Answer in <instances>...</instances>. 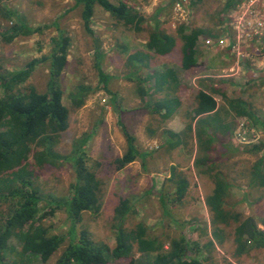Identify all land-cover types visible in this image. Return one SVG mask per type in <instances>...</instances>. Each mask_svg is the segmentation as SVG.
Wrapping results in <instances>:
<instances>
[{
    "label": "rangeland",
    "instance_id": "obj_1",
    "mask_svg": "<svg viewBox=\"0 0 264 264\" xmlns=\"http://www.w3.org/2000/svg\"><path fill=\"white\" fill-rule=\"evenodd\" d=\"M111 1H124L142 13L146 17L143 29L136 31L128 28L98 4H95L91 17L92 32H89L85 28L82 6L76 5V0H3L0 3L2 9L17 11L26 25L44 27L39 32L21 34L10 41L0 34V65L4 69H18L34 58L42 59L52 51L51 39L60 33L70 37L68 64L59 77L64 90L63 101L69 108V126L58 135L56 149L61 154H69L83 137H87L83 146L86 158L104 180L101 212H85L78 228L87 229L97 245L113 247L116 241L113 228L115 208L121 198L127 197L133 211L128 220L130 225L142 222L150 227L152 235L163 240L168 236L184 234L193 251L198 252L201 264H264V248L254 249L242 256L236 255L234 221L230 225L218 224L222 242H216L213 247L208 245L213 238L214 225L206 202L215 183L212 175L221 171L231 184L227 198L229 209L243 216H253L264 228V186L251 182L253 165L263 155L264 149L259 153L245 151L252 144L262 143L264 146V126L253 123L245 116L238 117L237 122L233 121L236 124L232 133L220 136L212 145V174L200 172L194 164L197 142L186 127L179 130L181 121L185 125L189 121L199 88L210 90L213 88L212 80L219 89L227 85L232 88V97L243 98L244 101L248 98V102L251 100L264 120V80H260L264 76L259 71L253 72L252 61L237 60L232 44L234 34L224 44L206 42V39L216 41L231 34L229 15L237 3L228 7L230 0L197 1L192 3L189 15L182 17L175 10L176 0ZM2 11L0 30L9 35L16 19L4 18ZM155 24L174 35L176 45L166 55L153 54L150 68L144 67L140 74L145 77L148 73L165 70V67L178 68L179 83L172 84L170 95L180 97L182 104L178 110H181L178 115L169 118L150 111L152 103L162 99L169 90L153 91L156 84L152 78L143 84L144 87H152L151 94L141 98L137 80L127 77L130 72L126 64L129 54L137 50L149 51L146 42ZM183 26L188 30H202L197 43V64L190 68H184L181 63L183 40L179 29ZM99 60L104 71L113 76L109 83L112 93L103 89L100 82L96 68ZM49 63V60L39 62L26 84L45 92ZM226 79L227 84L224 82ZM214 90L220 106L228 111V96L221 94L222 90ZM148 102L150 106H146ZM232 113L229 119L234 120L235 112L232 110ZM123 128L136 137L138 148L147 155L117 170L113 161L127 149ZM172 133H179L183 137L180 145L173 144L176 137ZM172 165H177L190 184L182 200L174 201L173 197L168 200L170 213L166 214L160 197ZM35 171L45 193L54 197L70 193L74 174L69 162L35 167ZM167 191L172 194L175 188L167 185ZM41 209L42 212L50 210L45 201L41 203ZM46 219L48 224H52L53 232L68 230L69 220L63 210L49 214ZM12 243L20 249L15 239ZM67 243L47 262L27 255L21 264H54ZM14 257L12 253L10 260ZM136 257L150 264L151 258L143 256L141 252L136 251ZM109 264L125 262L111 256Z\"/></svg>",
    "mask_w": 264,
    "mask_h": 264
},
{
    "label": "trees",
    "instance_id": "obj_2",
    "mask_svg": "<svg viewBox=\"0 0 264 264\" xmlns=\"http://www.w3.org/2000/svg\"><path fill=\"white\" fill-rule=\"evenodd\" d=\"M2 1L0 0V3ZM197 1L202 0H195L193 3ZM236 3L237 0H230L227 6ZM95 4L100 5L128 28L136 31L143 29L146 17L124 1L115 3L111 0H76V5L82 6L85 28L89 32H92L90 22ZM0 11L4 18L16 19V24L11 27L9 35L0 30L5 40L10 41L18 35H29L44 29L26 25L17 11L2 7ZM201 34V29L188 30L184 26L180 27L184 68L197 64L195 48ZM176 41L174 35L162 30L159 24H155L146 42L149 51L137 50L129 54L126 64L130 72L127 77L130 80H137L141 98L151 94V87L143 85L151 78L156 84L153 91L161 90L163 84L167 82L176 85L175 71L171 68L163 72L148 73L145 77L140 74L144 67L150 68L153 54L164 55L171 52ZM51 43L52 51L42 59L34 58L25 66L14 70L4 69L0 65V264H21L23 257L27 255L47 262L66 241L67 245L54 264H109L111 256L122 259L125 264H145L136 257V251L150 257V264H201L198 252L193 251L184 234H180L179 237L168 236L163 240L152 235L149 232L150 227L142 222L130 225L128 220L133 211L131 201L127 197L121 198L115 208L113 228L116 241L113 247L97 245L87 229L78 228L85 212L93 214L101 212L104 180L86 158L83 146L87 137H83L80 144L69 154H61L56 149L58 135L69 126V108L63 101L64 90L60 86L59 77L68 64L70 37L60 33L51 39ZM45 60L50 62L49 79L47 90L40 92L36 86L26 82L35 66ZM96 68L103 89L112 93L109 83L113 76L104 71L100 60L97 61ZM181 104L179 97L167 94L152 103L150 111L160 114L163 118H169L176 113ZM229 104L228 107L235 112V117L245 116L253 123L264 126V120L252 103L232 98L229 99ZM150 105V102L146 104ZM231 113L226 108L222 109L215 96V90L201 88L198 91L186 129L198 145L194 164L200 172L212 174L214 167L210 164H214V160L210 155L211 148L220 136L232 133L235 124L233 118L229 119ZM123 133L127 149L113 161L117 170L125 168L138 158L144 159L147 155L140 151L136 137L132 133L125 128ZM173 136L176 137L173 144L180 145L183 137L179 133H174ZM263 147L262 143L252 144L245 151L259 153ZM61 162L71 164L73 181L68 195L54 197L45 193L39 184L35 167ZM213 174L215 189L206 200L212 212L214 225L213 238L209 240L208 245L213 247L216 242H222L218 224L230 225L231 221H234L237 256L264 248V228L260 227L253 216H243L229 209L227 198L231 184L221 171ZM251 182L253 185L264 186V153L253 165ZM189 184L187 177L178 170L177 165H172L160 197L166 214L170 213L168 200L172 197L174 201L182 200ZM167 185L173 186L175 192L166 193ZM43 201L49 206V211H41ZM57 210H63L69 220V227L65 232H53L52 224L47 223V216L55 214ZM13 239L21 246L20 249L13 245ZM12 253L15 257L10 260Z\"/></svg>",
    "mask_w": 264,
    "mask_h": 264
},
{
    "label": "built area",
    "instance_id": "obj_3",
    "mask_svg": "<svg viewBox=\"0 0 264 264\" xmlns=\"http://www.w3.org/2000/svg\"><path fill=\"white\" fill-rule=\"evenodd\" d=\"M195 0H176L175 10L182 17L188 16ZM231 34L214 41L206 39L209 44H224L230 39L236 50L237 60L254 61L262 55L264 47V0H237V5L230 13Z\"/></svg>",
    "mask_w": 264,
    "mask_h": 264
},
{
    "label": "crops",
    "instance_id": "obj_4",
    "mask_svg": "<svg viewBox=\"0 0 264 264\" xmlns=\"http://www.w3.org/2000/svg\"><path fill=\"white\" fill-rule=\"evenodd\" d=\"M199 40V39H198ZM197 43H198V41H197ZM196 50V52H197V44H196V48H195ZM197 54V53H196ZM166 55V54H165ZM195 57H196V55H195ZM182 63V62H181ZM253 66H254V70H253V72L254 71H259V73L261 74V76L263 75L264 76V50H263V52H262V55L258 58H255L254 59V61H252V63H251ZM168 68H171V69H173L174 71H175V76H176V82L177 83H179V78H178V76H177V73L176 72H178L177 71V67H165V70H167ZM165 70H159L160 72H163V71H165ZM158 71V70H157ZM152 73H154V72H152ZM149 80H152V78L151 79H149ZM212 80V79H211ZM260 80H264V77L262 78H260ZM154 81V80H153ZM229 81V80H228ZM224 82H226V84H227V79H226V81H224ZM172 84H174V83H172V82H170V84L167 82L166 84H163V88L161 89V90H169V93H167V94H171V92H172V88H173V86L174 85H172ZM154 85H155V81H154ZM211 85L213 86V88H211L210 90H214V89H218L217 91H219V90H222L223 92V94H225V95H227L228 96V98L229 99H232V98H236V97H232L230 94L232 93V91L230 90V89H232V88H228V85L226 86V87H224L223 89H219V87H217V85H216V83L212 80V83H211ZM260 85V84H259ZM208 88V87H207ZM151 89H152V87H151ZM201 88H199V90H200ZM258 93H260V91L258 90ZM166 96V95H165ZM180 98V97H179ZM242 98V97H241ZM243 99V98H242ZM248 99V98H247ZM247 99H245V101L247 100ZM181 100V99H180ZM181 102H182V100H181ZM249 102L250 103H253L251 100H249ZM228 105H230L229 104V102H228ZM255 106V105H254ZM229 108V107H228ZM181 109H177V111H176V113L174 114V115H178L179 114V111H180ZM229 110L232 112V108H229ZM231 115H233V113H231ZM172 117V116H171ZM247 118V117H246ZM230 120H232V119H230ZM242 120V119H241ZM240 120V121H241ZM172 121H176V119H173ZM233 121H238V117H235L234 118V120ZM181 129H179V130H183V128L185 129V127H186V125H185V122L183 123V121H181ZM234 124H236L235 122H234ZM214 189H215V183H214V187H213V190L210 192V194L211 193H213V191H214Z\"/></svg>",
    "mask_w": 264,
    "mask_h": 264
},
{
    "label": "clouds",
    "instance_id": "obj_5",
    "mask_svg": "<svg viewBox=\"0 0 264 264\" xmlns=\"http://www.w3.org/2000/svg\"><path fill=\"white\" fill-rule=\"evenodd\" d=\"M264 48V47H263Z\"/></svg>",
    "mask_w": 264,
    "mask_h": 264
}]
</instances>
